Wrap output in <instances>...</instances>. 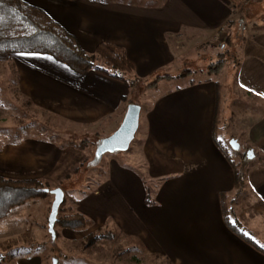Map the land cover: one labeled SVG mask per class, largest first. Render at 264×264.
Here are the masks:
<instances>
[{
    "label": "crops",
    "instance_id": "0c3cea01",
    "mask_svg": "<svg viewBox=\"0 0 264 264\" xmlns=\"http://www.w3.org/2000/svg\"><path fill=\"white\" fill-rule=\"evenodd\" d=\"M25 1L43 8L90 54L102 43L122 47L135 68L133 79L148 84L168 75L147 90H158L164 81L170 87L141 105V159L135 165L145 167V174L114 161L105 202L112 201L109 193H120L123 211L137 217L138 229L151 235L146 246L173 264H264V252L226 222V210H231L245 230L264 238L258 231V224L264 229V95L258 94L264 93V0ZM241 8L244 18L238 17ZM225 28L235 39V63L222 70L226 76L221 71L213 77L208 66L200 69L204 77L198 81L191 78L193 70L166 73L189 58L183 49L196 47L199 40L204 39V58L223 54ZM36 54L0 55V62L10 67L7 79L16 97L82 134L109 127L106 132L112 134L119 127L130 104L124 102L132 90L128 84L97 70L80 74L47 54ZM201 56L194 52L190 58ZM184 78L189 80L175 83ZM220 130L224 141L236 139L239 150L256 156L245 171L243 198H232V204L234 165L218 140ZM49 147L33 138L0 145V174L32 178L34 151ZM146 177L157 182L152 197ZM258 243L264 246V241ZM29 261L43 264L38 258Z\"/></svg>",
    "mask_w": 264,
    "mask_h": 264
},
{
    "label": "rangeland",
    "instance_id": "374dc122",
    "mask_svg": "<svg viewBox=\"0 0 264 264\" xmlns=\"http://www.w3.org/2000/svg\"><path fill=\"white\" fill-rule=\"evenodd\" d=\"M242 9L238 17L244 18L242 14L247 15V13L244 12L245 8ZM222 38L225 51L219 57L204 58V39H202L194 47L197 50L184 48L183 51L190 56L194 52L202 53L203 56L194 60L190 56L187 59L182 58L174 68L166 73L177 75L182 70V73L193 70L195 75L191 78L198 81L204 77V70L202 72L200 69L209 67L219 59L225 60V69H223L229 71V67L235 63V57L232 55L234 52L232 44L235 39H230L231 37L226 32ZM198 43L202 44L199 46ZM209 43L211 46H218L211 41ZM209 49L212 51L214 48L209 47ZM214 51L217 49L215 48ZM9 68L6 63L0 62V145L22 138H33L40 143H47L50 146L48 150L34 151L35 161L31 176L33 179L42 181L43 191L44 189L62 188L65 198L59 208L58 220L55 223V238L49 232L48 224L54 201V194L50 192L14 207L5 218H0V264H30L29 258L41 259L43 264H173L168 258L146 246L144 240L148 242L147 234L151 235L138 229L137 217L127 210L123 211L119 203L120 193L117 191L109 193L112 194V201L109 202L113 204L105 202L107 200L105 191L110 189L105 182L110 177V166L114 161L120 165L126 164V168L138 174H145V167L135 165V159L137 157V160L141 159L139 158L140 152L137 150L140 148L137 141L143 127L141 126V131L137 132L128 151L106 154L98 166H91L96 142L111 134V132H106L110 127L106 128L103 133L82 134L71 123L59 119L36 105L27 103L26 99L19 95L16 97L14 89L10 86V80L7 79ZM226 71H222L224 76L228 74ZM213 75V77H219L217 73ZM224 76L221 75L220 78ZM156 78L155 76L152 82ZM185 80L189 79L184 78L175 83L182 85L186 83ZM167 84L166 81L162 82L158 89L159 92L169 88ZM147 89H149L147 84L140 85L137 82L124 102L131 101L133 97L134 103L145 105L147 100L158 93V90L148 91ZM224 92L225 90L222 89V93ZM220 133L221 130L218 133V140L222 141L221 143L226 147L233 162L237 164V169L243 171L245 180V171L251 163L250 157L254 155L249 157L245 150H234L229 142L224 141ZM68 136L72 138L69 139ZM132 161L133 164L130 163ZM146 180L148 195L152 197L157 182L149 180L148 177ZM243 186L244 181L240 187H235L228 197V204L243 198L241 196ZM232 198L234 201L231 200ZM242 201L244 202L245 199ZM231 204L228 205L229 209H231ZM228 211H230L232 220H236L232 211ZM76 212L85 214L91 219L92 224L84 229L63 227L59 220L63 216ZM259 225L258 231L260 230L261 237H264V229H260ZM179 233L185 234L182 231ZM90 234L102 237L89 243ZM247 234L255 237V234L248 231ZM257 235L255 239L258 242L264 241V238L261 239Z\"/></svg>",
    "mask_w": 264,
    "mask_h": 264
},
{
    "label": "trees",
    "instance_id": "16d2710c",
    "mask_svg": "<svg viewBox=\"0 0 264 264\" xmlns=\"http://www.w3.org/2000/svg\"><path fill=\"white\" fill-rule=\"evenodd\" d=\"M233 23V22H231ZM47 54L73 71L84 74L97 70L108 76L124 81L130 89L141 80L133 79L135 68L129 61L124 49L118 45L102 43L96 53H88L76 37L54 20L43 8L32 5L25 0H0V55L17 53ZM222 55V54H221ZM225 65L224 59L210 64L208 72L218 74ZM185 71L183 74L189 73ZM165 76H157L156 80L148 83L154 87L158 80ZM130 103L134 102L131 97ZM234 165L235 187L243 184V171ZM43 183L33 178H11L0 174V218H5L10 211L28 200L46 193L42 190ZM59 222L70 229H84L92 224L90 218L81 212L63 216ZM226 222L238 236L264 252V246L258 243L239 220H232L230 211L226 210ZM100 235L90 234L89 243L99 239Z\"/></svg>",
    "mask_w": 264,
    "mask_h": 264
},
{
    "label": "water",
    "instance_id": "95a60500",
    "mask_svg": "<svg viewBox=\"0 0 264 264\" xmlns=\"http://www.w3.org/2000/svg\"><path fill=\"white\" fill-rule=\"evenodd\" d=\"M141 105L138 103H130L127 107L125 116L119 127L109 136L102 137L96 142L94 157L90 162L91 166H98L106 154H118L126 152L134 141L139 124H140ZM69 139L72 136H68ZM233 149L238 150L240 145L236 139L230 140ZM248 156H251L249 151ZM46 192L54 194V201L48 218L49 232L55 238V223L58 220V213L61 204L65 198V192L62 188L44 189Z\"/></svg>",
    "mask_w": 264,
    "mask_h": 264
},
{
    "label": "snow or ice",
    "instance_id": "6c2138e0",
    "mask_svg": "<svg viewBox=\"0 0 264 264\" xmlns=\"http://www.w3.org/2000/svg\"><path fill=\"white\" fill-rule=\"evenodd\" d=\"M18 55H37L36 53H17ZM258 94H261V95H264V93H258Z\"/></svg>",
    "mask_w": 264,
    "mask_h": 264
},
{
    "label": "flooded vegetation",
    "instance_id": "af4514ba",
    "mask_svg": "<svg viewBox=\"0 0 264 264\" xmlns=\"http://www.w3.org/2000/svg\"><path fill=\"white\" fill-rule=\"evenodd\" d=\"M249 151L246 152V155H248Z\"/></svg>",
    "mask_w": 264,
    "mask_h": 264
}]
</instances>
